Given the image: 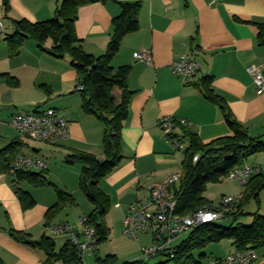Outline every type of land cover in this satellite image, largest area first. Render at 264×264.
<instances>
[{"label":"crops","instance_id":"crops-1","mask_svg":"<svg viewBox=\"0 0 264 264\" xmlns=\"http://www.w3.org/2000/svg\"><path fill=\"white\" fill-rule=\"evenodd\" d=\"M61 1L9 0L6 12L0 0V22L4 28L0 34V151L13 141H20V154L43 159L47 164L45 179L78 201L82 218L93 210L80 197L82 167L78 163L66 164L65 160L76 152L103 159L104 126L83 111L81 93L76 91L77 72L69 58L49 54L53 47L50 39L43 49L29 39L13 57L5 41L15 33L16 21L40 23L53 19ZM119 1L139 2L141 9L139 30L123 39L111 63L115 69L130 67L127 87L134 94L121 131L123 160L99 186L110 199L105 218L110 229L109 240L115 237L116 227L123 232V219L129 206L145 202L153 184L182 172L184 152H176L165 139L159 126L162 118L186 120L187 127L204 144L232 135L219 106L203 97L200 84L204 79L211 81L214 93L223 100L233 119L247 129L248 135L264 142V93L256 94L248 72L249 67H255L264 74V45L259 39V25H264V0ZM120 12L119 5L112 2L89 4L78 10L75 32L85 53L94 57L105 53L112 34V20ZM144 51L150 52V63L137 59L136 55ZM186 54H193L200 65L197 76L188 83L171 72L172 63ZM114 95L119 97L120 92L115 91ZM48 109L67 121L68 138L53 144L34 142L11 125L14 114ZM252 157L253 162L246 164L260 165L264 174V153ZM13 185L10 172L0 174V261L44 264L42 252L15 242L9 232H23L33 240L51 238L58 250L64 243L57 246L56 240L62 237L51 235L47 227L70 223L57 215L46 225V214L57 201L51 186L35 188L27 181L20 182V191L29 193L35 201L32 208L23 211ZM207 187L204 197L210 203L227 195L241 199L246 191V188L227 190L214 198L210 185ZM69 208L65 207L64 212L71 213ZM129 241L127 248L105 255H115L121 262L131 261L141 258L142 248L153 246L149 233L140 234L138 241ZM227 244L217 256L205 257L204 264L213 259L222 260L235 251L230 241ZM99 251L98 246L97 256L93 252L87 264L106 257ZM256 255L254 264H264V249L257 250Z\"/></svg>","mask_w":264,"mask_h":264},{"label":"trees","instance_id":"trees-1","mask_svg":"<svg viewBox=\"0 0 264 264\" xmlns=\"http://www.w3.org/2000/svg\"><path fill=\"white\" fill-rule=\"evenodd\" d=\"M109 2L118 4L121 12L112 20V34L105 53L94 57L85 53L82 41L76 35L77 13L85 5ZM3 5L7 12L9 0H3ZM140 9L139 2L62 0L57 4L53 19L40 23L16 21L15 33L5 39L12 57L18 54L21 46L29 39L34 40L40 49H43L45 42L50 39L53 47L49 54L60 59L69 58L71 66L77 72V87L80 85L83 89L76 91L81 93L83 111L104 126L103 159L76 152L65 160L66 164L78 163L82 167L79 190L93 206V210L85 217L90 228L94 230L97 247L107 242L110 237V229L105 222L110 209V199L99 186L123 160L121 131L128 118L129 101L134 94L127 87L130 67L115 69L111 63L119 53L123 39L139 30ZM259 30V39L264 45V25H259ZM200 90L209 103L219 106L232 135L204 144L196 132L188 127L181 128L188 147L184 151L182 177L171 191L177 201L175 213L181 216L189 215L210 203L204 197L209 184L221 182L232 170L246 164L251 156L264 153V142L259 138L250 137L247 129L233 119L223 100L212 90L210 80L204 79ZM115 91L120 92L119 97L114 95ZM21 147L20 141H13L6 149L0 151V174L10 172L11 162L20 154ZM197 155L199 159L194 163L193 158ZM44 176L45 174L20 172L13 177V186L23 211L32 208L35 201L29 193L20 191V182L27 181L35 188L51 186L54 189L57 201L46 214L48 225L65 207H72L76 203L72 195L47 182ZM244 188L246 191L239 199L235 212L227 218L232 220L230 226L223 227L217 222L195 228L173 248V257L169 254L158 255L165 258V261L159 264H202L201 260L206 257L203 251L207 246L224 240L230 241L235 251L264 249V214L243 212L247 201L252 199L259 203L258 194L264 190V174L250 178ZM244 216L251 218L250 223L240 221ZM9 235L15 242L42 252L45 256L44 264H82L76 247L70 243L64 242L57 250L55 241L48 237L33 240L30 235L13 230ZM151 259L140 258L121 262L115 255H108L103 259L97 258L95 264H150ZM0 264L3 263L0 261Z\"/></svg>","mask_w":264,"mask_h":264},{"label":"built area","instance_id":"built-area-1","mask_svg":"<svg viewBox=\"0 0 264 264\" xmlns=\"http://www.w3.org/2000/svg\"><path fill=\"white\" fill-rule=\"evenodd\" d=\"M3 33L4 28L0 22V34ZM136 57L140 61L151 62V54L148 51L140 52ZM199 69V62L193 54H186L171 65V72L184 83L192 81ZM248 72L253 78L256 94H263L264 74L255 67H249ZM82 89L83 87L79 85L76 90L82 91ZM11 125L22 136L44 144H53L69 136L67 121L53 109L14 114ZM159 126L165 139L176 152L186 150L188 144L180 131L182 127L188 126L186 120L164 117L159 121ZM198 159L197 155L193 158V162L196 163ZM46 171L47 164L43 159L24 154L17 155L10 165V173L13 177L20 172L45 174ZM261 173L263 169L260 165L244 164L232 170L224 179L236 181L244 188L250 178ZM181 177V174H175L167 177L163 182L153 184L150 187L149 198L145 202H138L128 208L123 219V234L133 241H138L142 233H149L153 237V246L141 249L143 259L163 254L173 257L172 250L176 240L188 235L199 226L223 221L235 212L239 198L224 196L218 202L204 205L189 215H177L175 213L177 201L171 191ZM87 222V218L82 217L79 219L78 228L67 223H55L47 227L51 235L62 237L64 242L76 247L82 264H87L86 259L97 249L94 230ZM256 258L255 250L246 249L230 252L224 259L209 260L206 264H254Z\"/></svg>","mask_w":264,"mask_h":264},{"label":"rangeland","instance_id":"rangeland-1","mask_svg":"<svg viewBox=\"0 0 264 264\" xmlns=\"http://www.w3.org/2000/svg\"><path fill=\"white\" fill-rule=\"evenodd\" d=\"M256 156V155H255ZM255 158H253L252 156L248 159V163L251 164L253 162ZM209 191L210 194L212 193V196H214V198L216 196L220 197V194L223 192L228 191H237L242 189L243 187H239V183L235 182L233 180H226L223 179V181L219 182V183H213V184H209ZM208 185V186H209ZM208 188V187H207ZM80 191V190H79ZM227 196H231V195H227ZM80 197L86 202L88 203V205H91L89 203V201L86 199V197L80 192ZM235 197V196H233ZM74 198V197H73ZM75 200V198H74ZM258 201L255 200H249L246 202L243 212L245 214H253L255 212H259L260 214L264 213V190H262L259 194H258ZM75 205L69 208V211H72L71 213L68 212H64V210L59 212V218H61L64 221H67L70 223L71 226L78 228V222H79V218L81 215V213H78V208H80L79 203L77 200H75ZM66 213V214H64ZM241 222L244 223H250V217L249 216H244L240 219ZM232 224V220L231 219H227L224 221L219 222V225L223 226V227H228ZM114 237V236H113ZM187 237V235L181 237L180 239L176 240L174 242V246L179 245L182 240H184ZM57 246L61 245L62 243H64V239H57ZM228 243V240H224L221 243L218 244H210L209 246H207V248L203 251L206 254V257H210V256H217V254H220L223 252L224 248L226 247V245ZM130 245V241L129 239L123 234L122 230L119 231V228L116 227L115 229V237L111 238V240L101 244L99 246L100 250L99 254L101 256H106L105 254L108 253H112L115 250L119 251L122 248H127ZM98 253H93V255L96 257ZM91 256V255H90ZM93 256V257H94ZM90 257H88L86 260L87 262H89ZM165 261V258L163 256H158V257H154L150 260V264H159L161 262ZM205 258L201 260L202 264H204Z\"/></svg>","mask_w":264,"mask_h":264}]
</instances>
